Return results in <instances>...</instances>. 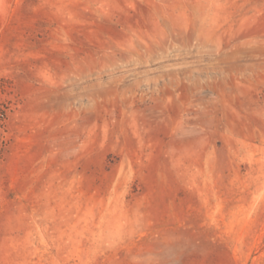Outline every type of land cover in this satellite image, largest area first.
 <instances>
[{
  "label": "rangeland",
  "instance_id": "rangeland-1",
  "mask_svg": "<svg viewBox=\"0 0 264 264\" xmlns=\"http://www.w3.org/2000/svg\"><path fill=\"white\" fill-rule=\"evenodd\" d=\"M0 264H264V0H0Z\"/></svg>",
  "mask_w": 264,
  "mask_h": 264
}]
</instances>
